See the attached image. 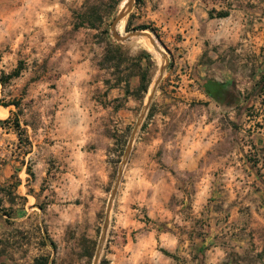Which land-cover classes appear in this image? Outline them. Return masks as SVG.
<instances>
[{
  "label": "rangeland",
  "instance_id": "obj_1",
  "mask_svg": "<svg viewBox=\"0 0 264 264\" xmlns=\"http://www.w3.org/2000/svg\"><path fill=\"white\" fill-rule=\"evenodd\" d=\"M213 1L207 12L212 17L243 3V26H233L243 29V56L237 52L226 69L200 72L231 79L214 80L216 102L232 112L226 123L240 158L246 146L247 159L261 170L264 165L257 164H264V147H256L253 134L264 128V0ZM122 2L0 0V75L20 67L18 76L0 83L5 111L0 112V255H28V264H194L179 244H165L160 237L163 208L175 206L179 182L167 180L160 164H142L143 151L137 150L138 142L147 140L149 119L162 107L156 97L198 75L178 63L182 33H167L158 24L166 6L174 20L193 8L189 0H133L118 22L123 36L148 32L165 55L159 52L158 61L146 36L117 40L111 34ZM142 24L148 28L141 29ZM235 39L233 46L239 48L242 37ZM109 41L115 47H108ZM107 48L112 60L105 57ZM242 57L252 65L241 67ZM164 60L165 70L144 110ZM142 71L147 90L132 91ZM127 75L130 92L125 94L124 80L118 79ZM10 115L17 116L20 135L12 119L4 122ZM238 167L240 181H232L233 189L243 188V166ZM227 183L220 177L214 185L223 190ZM230 231V237H240L234 239L239 243L230 241L226 255L255 264L254 253H243V226Z\"/></svg>",
  "mask_w": 264,
  "mask_h": 264
},
{
  "label": "crops",
  "instance_id": "obj_2",
  "mask_svg": "<svg viewBox=\"0 0 264 264\" xmlns=\"http://www.w3.org/2000/svg\"><path fill=\"white\" fill-rule=\"evenodd\" d=\"M215 3L189 0L191 13L175 20L169 6L162 9L167 15L159 17L161 28L167 33H182L181 41L177 42L181 47L179 65L199 72L192 74L193 78L179 80L174 91L156 97L162 107L149 119L147 140L138 142L137 150L143 151L142 164H160L167 180L179 182L175 206L167 203L163 208L165 227L160 237L165 244H179L185 255L192 256L194 264H242L226 254L232 250L230 241L240 237L238 233L230 237V230H241L243 226V253H254L253 263L264 264V168L258 170L247 159L246 146H243V159L240 158L241 149L232 139L231 125L226 123L232 112L221 109V104L216 102L220 95L205 88L210 80L231 79L210 78L200 72L209 68L226 69L232 66L228 64L234 61L237 52L243 56V29L233 27L238 23L243 26V3L234 4L225 16L210 17L208 9ZM155 12L160 14L161 9ZM158 14L154 17L158 18ZM239 36L242 42L239 48H234L235 38ZM153 53L160 61L159 52L153 49ZM243 62L252 65L242 57L241 67ZM199 104L201 107L197 108ZM0 112L5 114L2 109ZM253 142L263 149L264 128L253 134ZM238 164L243 166V188L233 189L232 181H240ZM262 165L263 162L257 164ZM220 177L228 182L223 190L214 185ZM29 261L32 260L28 255L11 252L0 255V264ZM243 264H246L244 259Z\"/></svg>",
  "mask_w": 264,
  "mask_h": 264
},
{
  "label": "water",
  "instance_id": "obj_3",
  "mask_svg": "<svg viewBox=\"0 0 264 264\" xmlns=\"http://www.w3.org/2000/svg\"><path fill=\"white\" fill-rule=\"evenodd\" d=\"M133 0H123L122 2V8L119 10V12L117 13V15L115 16L112 24H111V34L114 36L115 39L117 40H125V39H128L130 37V35H134V36H146L147 38H149L150 42L152 43L153 47L162 54L163 58L165 59V55L163 54V52L160 50L159 46L157 45V43L155 42V40L153 39V37L148 33L146 32L145 30H135V31H132L130 33H128L127 35L123 36L121 34H119L117 32V29H116V26L118 24V22L120 21V19L126 15L128 9L130 8L131 4H132ZM165 60L163 61V64L161 65L160 67V70H159V74L158 76L156 77V79L154 80L153 82V85L151 86V90H150V93L148 95V98H147V102L145 103L144 105V110L147 109L148 105H149V102L151 101L155 91H156V88L160 82V79L162 77V74H163V71L165 70ZM131 143H132V140L130 139L129 140V143L126 147V150H125V156H124V159L122 161V166L126 163L127 161V157H128V154L130 152V149H131ZM122 173V168H120L119 170V173H118V176H117V180H116V183L113 187V191H112V194L115 192L116 188H117V185L119 183V179H120V175ZM108 213V212H107ZM106 227V220H105V224H104ZM98 255V252L96 254V256Z\"/></svg>",
  "mask_w": 264,
  "mask_h": 264
},
{
  "label": "trees",
  "instance_id": "obj_4",
  "mask_svg": "<svg viewBox=\"0 0 264 264\" xmlns=\"http://www.w3.org/2000/svg\"><path fill=\"white\" fill-rule=\"evenodd\" d=\"M139 1H141V0H136V2H139ZM227 14H228L227 12L219 13V17H221V16H225V15H227ZM209 16H210V15H209ZM210 17H212V16H210ZM92 23H93V22H92ZM91 25H93V24H91ZM139 27H140L141 29H145V28H148V25L142 24V25H139ZM127 28H128V25H127ZM107 45H108V47H110V48L115 47V43L112 42V41H109ZM110 48H109V49L107 48V50H106V54H105L106 56H105V57H107V60H112L113 57H114V55L109 54V53H110V52H109V51H110ZM19 73H20V67H19V66H17L15 69H13L11 72H9V73H7V74L2 73V74L0 75V83H1V84H4L5 82H8L11 78L18 76ZM138 75H139V78H140L139 84H138V86H137L134 90H132V91H135V92H137V91L146 92V90H147V86H148V81H147L148 78H147V74H146L145 71H142V72H139ZM129 77H130V76L127 75V76H125L124 79H122V78L118 79V80H124V92H125V94H127L128 92H130V89H129V85H130V83H129ZM217 87H219V84H218L217 82H215V81L210 80V81L208 82V84L206 85L205 88H206L210 93H213V92L216 93V91H217ZM12 103H13L15 106H17V104H18L17 102H12ZM11 114H13V113H11ZM10 119H12V118H11V115L8 117V119L4 120V122H8ZM12 122H13L14 127L17 129V134L20 135V132H19V130H18V128H19V123H18V119H17V116H16V115H15L14 118L12 119Z\"/></svg>",
  "mask_w": 264,
  "mask_h": 264
},
{
  "label": "bare ground",
  "instance_id": "obj_5",
  "mask_svg": "<svg viewBox=\"0 0 264 264\" xmlns=\"http://www.w3.org/2000/svg\"><path fill=\"white\" fill-rule=\"evenodd\" d=\"M123 17H125V15H124ZM123 17H122V18H123ZM122 18H121V19H122ZM121 19H120V20H121ZM121 24H122V22L120 21L119 25H121ZM131 36H134V35H130V37H131Z\"/></svg>",
  "mask_w": 264,
  "mask_h": 264
}]
</instances>
